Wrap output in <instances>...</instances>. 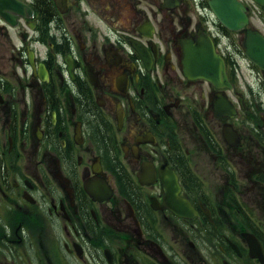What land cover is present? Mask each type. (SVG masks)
Wrapping results in <instances>:
<instances>
[{
    "label": "flooded vegetation",
    "instance_id": "flooded-vegetation-1",
    "mask_svg": "<svg viewBox=\"0 0 264 264\" xmlns=\"http://www.w3.org/2000/svg\"><path fill=\"white\" fill-rule=\"evenodd\" d=\"M0 1V264H264V0Z\"/></svg>",
    "mask_w": 264,
    "mask_h": 264
},
{
    "label": "water",
    "instance_id": "water-1",
    "mask_svg": "<svg viewBox=\"0 0 264 264\" xmlns=\"http://www.w3.org/2000/svg\"><path fill=\"white\" fill-rule=\"evenodd\" d=\"M6 4L0 3V13L3 15L6 9H10V5ZM221 19L226 23L223 18ZM226 25L229 26L227 23ZM182 64L186 75L210 79L217 87L227 84L225 63L216 54L212 42L207 39H201V43L195 45L192 50H185Z\"/></svg>",
    "mask_w": 264,
    "mask_h": 264
},
{
    "label": "rangeland",
    "instance_id": "rangeland-1",
    "mask_svg": "<svg viewBox=\"0 0 264 264\" xmlns=\"http://www.w3.org/2000/svg\"><path fill=\"white\" fill-rule=\"evenodd\" d=\"M7 256L4 254L2 257V264H6L8 259L6 258Z\"/></svg>",
    "mask_w": 264,
    "mask_h": 264
}]
</instances>
